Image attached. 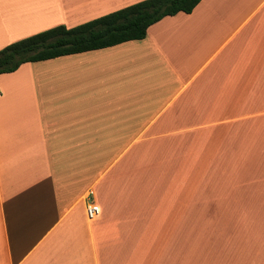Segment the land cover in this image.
Returning <instances> with one entry per match:
<instances>
[{
	"label": "crops",
	"instance_id": "crops-1",
	"mask_svg": "<svg viewBox=\"0 0 264 264\" xmlns=\"http://www.w3.org/2000/svg\"><path fill=\"white\" fill-rule=\"evenodd\" d=\"M137 1L0 0V48ZM246 99L264 105V0H200L142 39L1 73L0 264L161 259L143 248L147 227L177 197L134 187V168L166 132L205 136Z\"/></svg>",
	"mask_w": 264,
	"mask_h": 264
},
{
	"label": "rangeland",
	"instance_id": "rangeland-1",
	"mask_svg": "<svg viewBox=\"0 0 264 264\" xmlns=\"http://www.w3.org/2000/svg\"><path fill=\"white\" fill-rule=\"evenodd\" d=\"M262 102L246 99L250 109L213 121L205 136L166 132L148 147L146 165L134 168L146 178L134 187L145 182L161 198L177 197L147 227L144 250L162 256L149 264H264Z\"/></svg>",
	"mask_w": 264,
	"mask_h": 264
},
{
	"label": "trees",
	"instance_id": "trees-1",
	"mask_svg": "<svg viewBox=\"0 0 264 264\" xmlns=\"http://www.w3.org/2000/svg\"><path fill=\"white\" fill-rule=\"evenodd\" d=\"M200 0H140L80 24L52 26L0 48V74L23 62L103 48L142 39L166 15L191 12Z\"/></svg>",
	"mask_w": 264,
	"mask_h": 264
},
{
	"label": "built area",
	"instance_id": "built-area-1",
	"mask_svg": "<svg viewBox=\"0 0 264 264\" xmlns=\"http://www.w3.org/2000/svg\"><path fill=\"white\" fill-rule=\"evenodd\" d=\"M99 212L98 205L95 203H90L86 207V213L89 217H93Z\"/></svg>",
	"mask_w": 264,
	"mask_h": 264
}]
</instances>
